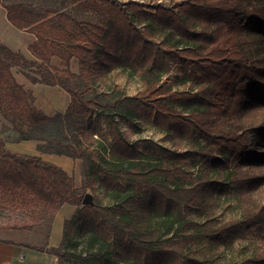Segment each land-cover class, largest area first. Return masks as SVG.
Returning <instances> with one entry per match:
<instances>
[{"label": "trees", "instance_id": "obj_1", "mask_svg": "<svg viewBox=\"0 0 264 264\" xmlns=\"http://www.w3.org/2000/svg\"><path fill=\"white\" fill-rule=\"evenodd\" d=\"M61 3L0 0L9 22L36 38L34 60L0 44V207L28 216L0 229L30 235L47 225L43 246L20 244L45 252L69 204L77 210L49 250L58 264H264V0ZM115 67L143 89L97 87ZM14 70L63 90L67 110L38 109ZM174 70L177 84L167 85ZM146 112L170 146L126 135L123 125L138 131ZM25 142L82 161L81 188L61 167L6 147ZM87 193L93 206L82 204ZM233 199L237 216L221 220ZM240 241L251 253L223 258L220 248Z\"/></svg>", "mask_w": 264, "mask_h": 264}, {"label": "crops", "instance_id": "obj_2", "mask_svg": "<svg viewBox=\"0 0 264 264\" xmlns=\"http://www.w3.org/2000/svg\"><path fill=\"white\" fill-rule=\"evenodd\" d=\"M36 41L34 35L17 30L8 20L6 10L0 5V44L6 46L15 53L23 54L27 59L34 60L35 58L29 51V47ZM18 70H14V76L17 82L22 85L26 90L31 91L35 97V106L44 111L48 116L55 115L48 111V108L53 107V111L57 106H54V101L59 100L69 104L70 97L67 96L63 90L58 87H49L45 85H33L25 76L21 73H17ZM67 110L64 109L63 112ZM57 113V112H56ZM62 113V112H61ZM51 114V115H50ZM10 151L19 154H25L30 156L41 157L46 162H51L62 169H64L70 176L74 177L77 188L82 186V166L83 162L80 160H64L57 158L56 156L44 155L37 151V143L25 142L20 144H7L6 146ZM78 177L80 179H78ZM60 211L57 212L53 223L52 230L49 239V247L45 252H39L28 249L20 244H30L28 241L15 240L8 238V235H0V264H58V259L52 255L50 248H57L61 244L63 238L64 224L67 220H70L77 207L65 204ZM60 212V213H59ZM10 242L9 243H6ZM35 246H43L37 244Z\"/></svg>", "mask_w": 264, "mask_h": 264}, {"label": "rangeland", "instance_id": "obj_3", "mask_svg": "<svg viewBox=\"0 0 264 264\" xmlns=\"http://www.w3.org/2000/svg\"><path fill=\"white\" fill-rule=\"evenodd\" d=\"M12 1H17V2H23L27 3L33 6H60L62 3V0H52V1H46V0H12ZM121 2L127 1V0H120ZM141 3H146L151 0H138ZM155 1H169V0H155ZM139 11H132L131 16L134 22L139 26L143 27L145 24V20L139 17L138 14ZM31 53V52H30ZM33 56V55H32ZM52 64L54 67L61 68L60 61L58 59H53ZM73 72L78 73V65L76 62L73 63L72 67ZM18 73V72H17ZM20 73V72H19ZM177 72L174 70L173 73L169 75H165L163 77L164 83L167 85H175L176 83V75ZM111 83H116L119 86H121L128 94L134 95L141 89H143V84L141 82V79L137 75H131L129 69L126 68H117L115 67L113 70L110 72H105L103 76L98 80L97 87L103 88ZM176 87V86H175ZM177 88V87H176ZM68 96V95H67ZM70 102V101H69ZM70 104V103H69ZM69 104L66 106V102L64 101H54V106H57L55 110L53 111V107L48 108L49 113L53 114L56 112L61 113L64 111V109L69 107ZM50 114V115H51ZM149 112H146L142 117L139 119V130L137 131L135 127H133L130 124H124L123 129L126 133V135L132 140L135 141L138 138H147V139H152L153 141L160 143V144H166L170 146V142L166 141V138L163 134L159 133L156 128L153 127L151 122L148 119ZM53 116V115H52ZM0 123H1V118H0ZM95 125L98 129L97 132V137L102 138L104 133L107 132L106 127L102 120L100 118L95 119ZM57 157V156H56ZM61 158L64 160L70 161L71 159L66 158V157H57ZM82 162V161H81ZM51 163V162H50ZM54 164V163H53ZM56 165V164H55ZM58 166V165H57ZM64 170V169H63ZM78 179H80L78 177ZM83 179V166H82V178ZM236 203L235 200L233 199L230 203V206H223L220 207L222 215H221V220H227L231 217H236L237 216V211H236ZM60 211V210H59ZM60 213V212H59ZM28 216L27 213L21 209L20 207H0V226H7L11 224H19L25 220H27ZM12 232V233H11ZM7 232L4 231L3 229H0V235H8V238H13L17 241L21 240L22 241H28L30 243H33L35 245L40 244L43 245L45 242V236L47 234V225L43 227V229H35L34 231L30 232V235H25V233H21L20 231H11ZM21 233V234H20ZM62 241V240H61ZM223 252V258H234L236 260H240L242 257L249 255L252 251V245L249 244L248 242L240 241L236 242L232 246L223 249L220 248Z\"/></svg>", "mask_w": 264, "mask_h": 264}, {"label": "water", "instance_id": "obj_4", "mask_svg": "<svg viewBox=\"0 0 264 264\" xmlns=\"http://www.w3.org/2000/svg\"><path fill=\"white\" fill-rule=\"evenodd\" d=\"M82 204H83V206H93L94 205L93 196L90 193H87L84 196Z\"/></svg>", "mask_w": 264, "mask_h": 264}]
</instances>
